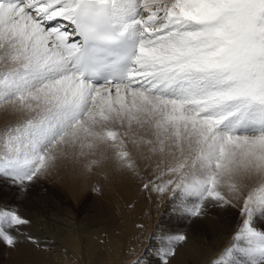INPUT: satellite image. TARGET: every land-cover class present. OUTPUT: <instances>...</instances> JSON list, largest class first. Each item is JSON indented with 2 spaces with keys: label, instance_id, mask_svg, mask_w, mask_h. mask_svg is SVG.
Returning <instances> with one entry per match:
<instances>
[{
  "label": "snow or ice",
  "instance_id": "6c2138e0",
  "mask_svg": "<svg viewBox=\"0 0 264 264\" xmlns=\"http://www.w3.org/2000/svg\"><path fill=\"white\" fill-rule=\"evenodd\" d=\"M0 62V106L24 116L0 129L18 194L0 243L32 223L20 196L72 162L166 199L133 264H172L189 240L172 218L237 204L210 264H264V0H0Z\"/></svg>",
  "mask_w": 264,
  "mask_h": 264
},
{
  "label": "bare ground",
  "instance_id": "6f19581e",
  "mask_svg": "<svg viewBox=\"0 0 264 264\" xmlns=\"http://www.w3.org/2000/svg\"><path fill=\"white\" fill-rule=\"evenodd\" d=\"M0 111L4 112L2 108ZM80 166L78 170L73 167L77 172H73L76 175L71 179L58 170L50 175V180L58 184L53 197L47 202L37 200L35 210L30 204L32 213L27 205L22 206L33 226L27 228V233L17 234L12 252L0 244V264H133L140 257V252L148 245L150 210L157 194L144 190L138 178L113 174L110 169L105 170L106 178L101 170L89 171L83 164ZM89 189L94 191L97 200L96 209L91 211L82 209ZM235 219L233 210L189 221L188 224L197 225L203 232L196 236L197 242L189 238L178 249L172 264H210L216 253L204 248L214 247L219 253L227 247L236 226ZM36 221L41 224L40 228L35 227ZM140 224L144 225L143 229L137 227ZM29 234L40 247L27 239ZM208 236L214 240H208Z\"/></svg>",
  "mask_w": 264,
  "mask_h": 264
},
{
  "label": "rangeland",
  "instance_id": "374dc122",
  "mask_svg": "<svg viewBox=\"0 0 264 264\" xmlns=\"http://www.w3.org/2000/svg\"><path fill=\"white\" fill-rule=\"evenodd\" d=\"M0 63H2V62H0ZM1 108L3 109L4 112H1L0 111V116L2 114V116L0 117V129H3V128H5L8 125L15 124V123L19 122L20 120H22L24 118L23 114L15 113V112L13 113L11 110H8V108H5L3 106H0V110H1ZM79 164L78 163H75L74 164L72 162H68V163L62 164L60 166V168L58 169V172H59V174L63 173L61 175H63L64 177H66V178L68 177L69 179H71L73 176L76 175L75 174L77 172L76 169L78 170L79 166H80V168L82 167V163H79ZM73 167H76V169H74ZM73 172H75V173H73ZM72 173L74 175H72ZM141 175H144V173L142 172ZM48 177L41 178L36 184H34L28 190V192L25 195L20 196V198H19V206H20L19 207V210H20V212L24 216H26L27 214L25 213L26 211H24L26 209L24 207H22V206H24V205L26 206L27 205L28 208L31 210L30 212L32 213L33 209L34 210L36 209L35 203L37 202V200L39 202H42V201L44 202V199H45V201L47 202L49 199H51L53 197L54 187L56 185H58V184L56 182H54L56 180H54L52 178L50 180V177L49 178ZM89 190L90 191L87 192V200H86V198L83 200L84 207H82V209H84V210L87 209V210L91 211V210L94 209V207L96 209V205H94V202H95L96 199H94V196H95L94 195L95 194L94 191L92 189H89ZM153 194H156V193H153ZM16 195H18V194H17L15 188L10 187L7 184H0V201H9V200H12L14 198V196H16ZM153 200L154 201L152 202V209L150 210V212L152 211V216L150 217L151 220L149 221V224H148L150 226V232H149V234L155 228L156 224L160 220L161 213L164 211V209L166 207V199H164V201L162 202L157 197V195H155V197L153 198ZM96 202H97V200H96ZM28 203H29V205H28ZM30 204H31V207L33 209L30 207ZM238 208H239V205L238 204H237L236 207H232L230 209H218V208H211L210 207L208 216L210 217L212 214H216V215H219L220 216V215L226 214L228 212H232L234 210L236 212V219H235L236 226H234V228L232 230L234 232L235 228L238 226V221L241 219V217L238 215ZM229 215L230 214H228V216ZM26 217H28L30 219V217L28 215ZM194 220H197V219H194ZM189 221H191V223H192V220L178 219V218H175L174 217L170 221V227H172L174 230L179 231V232H186L188 234V236H189L190 239H192L194 242H197L196 236L199 233H202L203 231L201 232L200 230H198L197 229V225L195 226L193 224H188ZM32 224L33 223H31L30 226L25 227L24 228L25 231L23 230V232L27 233V231H26L27 228H31L33 226ZM39 225L41 226V224L36 221L35 227L40 228ZM232 231H231V236H229L231 238H232V233H233ZM208 240L213 241L214 238L211 237V236H208ZM2 245L5 247V249H7V247H9V246H7L4 243ZM146 245H145V248L143 249V251L140 252V254H139L140 256H143L146 253L145 252L146 251ZM7 250H9L8 252H12L14 250V248L9 247V249H7ZM204 250L205 251H208V252H211V253H216V257L220 253V252L217 253L214 247H206V248H204ZM148 255H150V256H148L147 258L149 259V261L151 262V264H157L156 261H158V257L153 252H150Z\"/></svg>",
  "mask_w": 264,
  "mask_h": 264
}]
</instances>
